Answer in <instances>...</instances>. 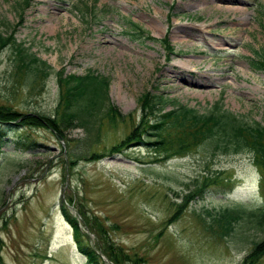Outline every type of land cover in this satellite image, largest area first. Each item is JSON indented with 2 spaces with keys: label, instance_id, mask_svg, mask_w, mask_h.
<instances>
[{
  "label": "rangeland",
  "instance_id": "obj_1",
  "mask_svg": "<svg viewBox=\"0 0 264 264\" xmlns=\"http://www.w3.org/2000/svg\"><path fill=\"white\" fill-rule=\"evenodd\" d=\"M20 1L0 0V30L54 71L92 70L107 77L111 102L132 119L104 123L88 159L73 158L65 140L76 150L82 128L64 131V139L33 125L4 132L0 264H88L61 211L68 200L89 240L98 237L79 210L101 227L102 241L121 264H240L252 248L250 240L264 234L256 218L234 222L227 236L212 218L234 204L247 211L264 206L251 153L201 145L154 162L165 156L162 150L154 153V145L118 152L112 147L134 129L139 97L147 91L200 111L221 100L244 120L263 121L264 71L253 70L249 58L264 48V0H97L96 17L84 10L92 0H31L23 10ZM154 16L160 22L150 21ZM132 24L143 32L137 34ZM181 25L187 28L179 30ZM164 36L170 52L159 41ZM14 59V48L7 45L0 52V103L18 112L52 113L58 99L55 72L44 83L28 84ZM182 59L191 60L186 70ZM19 133L35 144H18ZM148 134L153 131L146 140L158 139ZM101 259L112 264L103 254ZM256 264H264V251Z\"/></svg>",
  "mask_w": 264,
  "mask_h": 264
},
{
  "label": "trees",
  "instance_id": "obj_2",
  "mask_svg": "<svg viewBox=\"0 0 264 264\" xmlns=\"http://www.w3.org/2000/svg\"><path fill=\"white\" fill-rule=\"evenodd\" d=\"M31 0H21L18 5L21 10L30 4ZM84 3L85 13L92 11L93 16L97 0ZM95 5V6H93ZM79 8V7H78ZM20 10V11H21ZM137 34L141 28L132 24ZM143 32V31H141ZM156 39V38H155ZM163 48L171 50L166 36L159 38ZM7 45L14 48L15 66L24 70L26 83L31 84L41 79L42 83L52 73L56 74L58 85V99L52 113H28L18 112L10 105L0 103V145L4 143L2 135L6 130H14L15 126H37L50 130L55 135L65 138L64 131L71 128H82L85 132L83 138L76 140L78 148L70 149L71 156L78 159H88V153L92 146L98 143L99 132L104 123L114 126L124 122L126 117L131 120L130 114H123L109 98V79L89 70L81 75L64 74L63 70L52 68L45 60L40 59L35 53L24 47L22 42H17L13 34H4L0 30V52ZM170 52V51H169ZM249 65L255 71H264V48L254 50L253 56L249 58ZM139 111L137 123L134 129L119 143L112 147V152H118L131 145L141 147L143 145H154L155 151L162 150L165 156L157 161L170 159L180 155L191 147L207 145L213 151L239 152L247 150L252 154L254 164L260 173V186L264 194V120H244L241 116L225 109L221 100H216L205 111H200L194 106H187L171 101L160 92L147 91L139 97ZM169 107V108H167ZM21 122V123H18ZM152 130L157 140H146L147 131ZM17 143L29 147L35 144L27 136L19 133ZM157 149V150H156ZM93 153V152H92ZM100 157L103 154H97ZM66 160V159H65ZM65 163V161H64ZM205 181L194 191L200 194ZM68 203H61V211L66 221L72 227V234L78 251L86 257L88 264H101V254L108 258L112 264H121L120 256L113 253L110 246L104 244L100 236L101 227L92 221L90 217L79 210L84 224L93 230L98 239L96 242L89 240L88 234L82 230L77 215L69 210ZM187 195L183 203L177 205V212L186 204ZM210 213V212H208ZM212 218L222 225V235H230L234 230V222L242 218L254 219L256 225L264 232V206L247 211L241 204H234L222 208ZM93 217V222L96 223ZM84 225V226H85ZM251 250L244 256L240 264H256L264 251V234L260 239L250 240ZM109 242V241H108ZM110 244V243H109ZM111 245V244H110ZM116 252V248L111 245ZM99 250V252H98ZM127 259V257H126Z\"/></svg>",
  "mask_w": 264,
  "mask_h": 264
},
{
  "label": "bare ground",
  "instance_id": "obj_3",
  "mask_svg": "<svg viewBox=\"0 0 264 264\" xmlns=\"http://www.w3.org/2000/svg\"><path fill=\"white\" fill-rule=\"evenodd\" d=\"M226 1H229V2H232V1H236V2H240V0H226ZM153 20H155L156 22H160L159 20H158V18H157V16H154V17H151V19H150V21H152L153 22ZM184 28H187V26H183V25H181V26H179L178 27V29L179 30H182V29H184ZM192 28V27H191ZM201 29V28H200ZM200 29H198V31L199 32H202ZM182 62V67H183V70H186L187 69V67H188V65L191 63V60H189V59H182L181 60ZM169 69H173L172 67H169ZM183 70H180V72H182ZM210 77H211V75L210 74H208ZM181 79H182V81L184 80L185 82L187 81V79L186 78H184V77H181Z\"/></svg>",
  "mask_w": 264,
  "mask_h": 264
}]
</instances>
